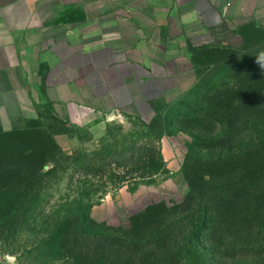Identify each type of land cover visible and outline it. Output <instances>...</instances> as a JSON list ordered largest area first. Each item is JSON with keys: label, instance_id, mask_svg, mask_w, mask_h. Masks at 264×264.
<instances>
[{"label": "crops", "instance_id": "obj_1", "mask_svg": "<svg viewBox=\"0 0 264 264\" xmlns=\"http://www.w3.org/2000/svg\"><path fill=\"white\" fill-rule=\"evenodd\" d=\"M246 24L264 27V0H0V130L48 108L89 123L158 119V151L179 172L191 137L174 117L197 83L181 42L217 44Z\"/></svg>", "mask_w": 264, "mask_h": 264}, {"label": "trees", "instance_id": "obj_2", "mask_svg": "<svg viewBox=\"0 0 264 264\" xmlns=\"http://www.w3.org/2000/svg\"><path fill=\"white\" fill-rule=\"evenodd\" d=\"M213 46L205 44L189 50L197 83L184 98L185 103L192 105L182 108L179 116L174 117L180 130L191 137L180 170L188 185L182 206H170L164 201L149 204L130 216L127 228L110 227L94 220L88 212L90 206L69 217L56 214L46 240L29 253L43 250L65 264H177L196 258L198 253L194 249L199 242L208 241L214 249L226 250L234 240L247 242L252 229L261 232L264 60L253 71L244 68L238 76L234 73L229 78L211 79L204 73L206 70L212 73L209 67H201L197 57L210 54L212 51L206 47ZM251 72L255 73L253 77L249 76ZM42 120L28 121L10 132L0 130V137L37 135L34 131ZM157 140L158 136L146 137V143L143 141L130 159L119 165L118 168L124 169L119 175L111 170V165L95 167L93 161L85 160L77 171L81 174L78 189L88 194L92 189L85 186H91V177L104 184L111 183L113 189L138 178L151 179L165 166L158 147L156 151L154 148ZM1 146L0 220L23 221L29 217L35 221V210L42 207L46 189L47 156L39 158V147L20 150L7 144ZM87 194L79 199L88 198ZM10 233L11 229L0 230V238L8 239ZM188 240L191 253L183 255L180 250L184 247L179 241ZM147 247L154 251H146ZM159 254L165 258L159 259Z\"/></svg>", "mask_w": 264, "mask_h": 264}, {"label": "rangeland", "instance_id": "obj_3", "mask_svg": "<svg viewBox=\"0 0 264 264\" xmlns=\"http://www.w3.org/2000/svg\"><path fill=\"white\" fill-rule=\"evenodd\" d=\"M186 42L185 39L181 42L184 51L199 46ZM206 48L212 52L206 56L199 55L197 60L202 63L201 67H209L212 73H207V70L204 73L211 79L234 76V73L238 76L244 68L253 71L264 60V27L254 24L238 26L225 40ZM252 75L255 73L249 74L250 77ZM43 117L40 127L34 131L37 135L0 137V149L2 144L20 150L39 147V158L47 156L44 173L48 174L40 203L42 210H35V221L29 217L23 221L0 220L1 231L11 229L8 239L0 238L2 264H63L43 250L28 252L46 240L56 214L69 217L90 206L88 212L94 220L105 222L110 227L127 228L130 216L149 204L164 201L170 206H182L188 185L180 171L172 173L164 165L151 179L131 180L120 189H113L111 183L104 184L92 177L91 186H85L92 189L88 194L78 189L80 184L77 180L81 174L77 171L85 160L93 161L95 167L111 165L116 175L122 174L124 169L118 168L119 165L125 164L143 141L146 143V137L158 136L160 121L145 124L135 119L105 117L89 123L80 119L79 112L72 120H60L49 108L43 111ZM154 148L156 151L157 145L154 144ZM82 194H87L89 199H79ZM179 243L184 247L180 250L183 255L191 253L188 251L190 240ZM139 246L145 248L144 245ZM150 250L154 251V248H146V251ZM194 250L198 253L196 258L180 260L177 264H264V228L260 233L252 229L247 242L234 240L226 250L218 251L208 241L199 242ZM158 258L165 257L159 254Z\"/></svg>", "mask_w": 264, "mask_h": 264}, {"label": "built area", "instance_id": "obj_4", "mask_svg": "<svg viewBox=\"0 0 264 264\" xmlns=\"http://www.w3.org/2000/svg\"><path fill=\"white\" fill-rule=\"evenodd\" d=\"M205 44H215L213 40L210 39H202L197 41V45H205Z\"/></svg>", "mask_w": 264, "mask_h": 264}]
</instances>
